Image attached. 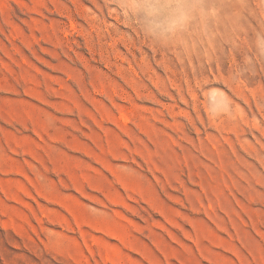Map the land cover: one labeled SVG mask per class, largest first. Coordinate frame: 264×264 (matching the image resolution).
<instances>
[{
    "label": "rangeland",
    "instance_id": "1",
    "mask_svg": "<svg viewBox=\"0 0 264 264\" xmlns=\"http://www.w3.org/2000/svg\"><path fill=\"white\" fill-rule=\"evenodd\" d=\"M0 264H264V0H0Z\"/></svg>",
    "mask_w": 264,
    "mask_h": 264
},
{
    "label": "clouds",
    "instance_id": "2",
    "mask_svg": "<svg viewBox=\"0 0 264 264\" xmlns=\"http://www.w3.org/2000/svg\"><path fill=\"white\" fill-rule=\"evenodd\" d=\"M187 22V16H182L180 17L176 22H175V25L177 27H182L185 23Z\"/></svg>",
    "mask_w": 264,
    "mask_h": 264
}]
</instances>
